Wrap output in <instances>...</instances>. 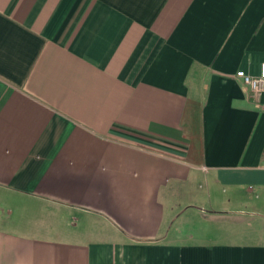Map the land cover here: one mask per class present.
<instances>
[{
  "label": "crops",
  "instance_id": "obj_1",
  "mask_svg": "<svg viewBox=\"0 0 264 264\" xmlns=\"http://www.w3.org/2000/svg\"><path fill=\"white\" fill-rule=\"evenodd\" d=\"M262 62L264 0H0V264H264Z\"/></svg>",
  "mask_w": 264,
  "mask_h": 264
},
{
  "label": "built area",
  "instance_id": "obj_2",
  "mask_svg": "<svg viewBox=\"0 0 264 264\" xmlns=\"http://www.w3.org/2000/svg\"><path fill=\"white\" fill-rule=\"evenodd\" d=\"M236 76L240 78L243 84L258 98L264 95V62L260 64L257 75H249L243 70H238ZM261 107L264 108V102L261 104Z\"/></svg>",
  "mask_w": 264,
  "mask_h": 264
},
{
  "label": "rangeland",
  "instance_id": "obj_3",
  "mask_svg": "<svg viewBox=\"0 0 264 264\" xmlns=\"http://www.w3.org/2000/svg\"><path fill=\"white\" fill-rule=\"evenodd\" d=\"M178 223H180V222H178ZM178 223H176V224H178ZM190 223H192V221ZM190 226H191V229L190 230H192V225H190Z\"/></svg>",
  "mask_w": 264,
  "mask_h": 264
}]
</instances>
